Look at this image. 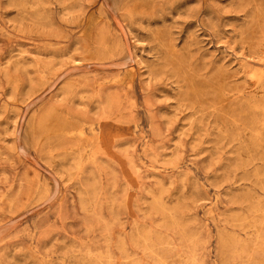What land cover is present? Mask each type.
Listing matches in <instances>:
<instances>
[{"label":"rangeland","instance_id":"rangeland-1","mask_svg":"<svg viewBox=\"0 0 264 264\" xmlns=\"http://www.w3.org/2000/svg\"><path fill=\"white\" fill-rule=\"evenodd\" d=\"M0 264H264V0H0Z\"/></svg>","mask_w":264,"mask_h":264},{"label":"bare ground","instance_id":"bare-ground-1","mask_svg":"<svg viewBox=\"0 0 264 264\" xmlns=\"http://www.w3.org/2000/svg\"><path fill=\"white\" fill-rule=\"evenodd\" d=\"M256 80V79H255ZM258 80V79H257ZM254 82V81H253ZM255 82H257V81H255ZM256 84V83H255Z\"/></svg>","mask_w":264,"mask_h":264}]
</instances>
